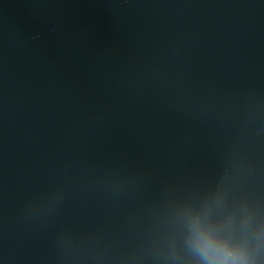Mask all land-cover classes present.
I'll list each match as a JSON object with an SVG mask.
<instances>
[{
  "label": "water",
  "instance_id": "95a60500",
  "mask_svg": "<svg viewBox=\"0 0 264 264\" xmlns=\"http://www.w3.org/2000/svg\"><path fill=\"white\" fill-rule=\"evenodd\" d=\"M218 186L264 216V0H0V264H193Z\"/></svg>",
  "mask_w": 264,
  "mask_h": 264
},
{
  "label": "clouds",
  "instance_id": "9594fccd",
  "mask_svg": "<svg viewBox=\"0 0 264 264\" xmlns=\"http://www.w3.org/2000/svg\"><path fill=\"white\" fill-rule=\"evenodd\" d=\"M174 220L193 264H264V216L243 201L227 205L219 186L198 205H178Z\"/></svg>",
  "mask_w": 264,
  "mask_h": 264
}]
</instances>
